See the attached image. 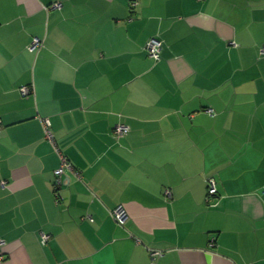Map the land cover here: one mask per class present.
I'll return each instance as SVG.
<instances>
[{
	"label": "crops",
	"instance_id": "0c3cea01",
	"mask_svg": "<svg viewBox=\"0 0 264 264\" xmlns=\"http://www.w3.org/2000/svg\"><path fill=\"white\" fill-rule=\"evenodd\" d=\"M263 46L264 0H0V264H264Z\"/></svg>",
	"mask_w": 264,
	"mask_h": 264
},
{
	"label": "built area",
	"instance_id": "2783aa9c",
	"mask_svg": "<svg viewBox=\"0 0 264 264\" xmlns=\"http://www.w3.org/2000/svg\"><path fill=\"white\" fill-rule=\"evenodd\" d=\"M59 5L60 4H58V3L54 4V6H59ZM43 44H44L43 38L36 36L32 39V41L29 45V49L31 51H36V50L40 49L43 46ZM162 48H163V42L157 37H152L150 40H148V42L145 45V49L148 51L149 55L154 57L156 60H159L161 58ZM260 54L262 57H264V46L261 47ZM21 90H22L23 94H25V95H29L33 92V88L30 86H23L21 88ZM208 112L213 114L212 109H209ZM44 124H45V132H46L47 138L49 140H51V142L56 147V141H55L54 133L51 129L50 119H48V118L44 119ZM129 130H130V127L128 125L119 124L114 128V134L117 137H121V136H124L126 133H128ZM58 151H59V149H58ZM59 154L61 156V165L55 171L56 184L57 185H61L63 183V177L65 176L66 171L73 169L72 162L66 156L62 155L60 151H59ZM207 182H208V194H207L206 200L210 204L211 198L213 196L218 195L219 191H218L216 179L214 177H209L207 179ZM2 184H5V183L3 182ZM167 193L170 194V191H168ZM112 215L121 224H124L128 218L127 210L123 205H119L117 208H115L112 212ZM50 239H51L50 234L42 233V242L44 244L47 243ZM5 244H6V240L0 239V250L2 249V247ZM212 245H215V244L212 243ZM151 255L154 258H158L162 255V252L161 251H153Z\"/></svg>",
	"mask_w": 264,
	"mask_h": 264
}]
</instances>
